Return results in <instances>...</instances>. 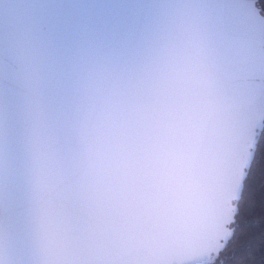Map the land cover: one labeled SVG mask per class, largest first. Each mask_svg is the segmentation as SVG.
<instances>
[{"label": "snow or ice", "instance_id": "1", "mask_svg": "<svg viewBox=\"0 0 264 264\" xmlns=\"http://www.w3.org/2000/svg\"><path fill=\"white\" fill-rule=\"evenodd\" d=\"M0 264H264V0H0Z\"/></svg>", "mask_w": 264, "mask_h": 264}]
</instances>
